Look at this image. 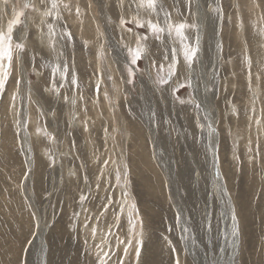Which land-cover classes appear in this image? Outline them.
Wrapping results in <instances>:
<instances>
[{"label": "rangeland", "instance_id": "rangeland-1", "mask_svg": "<svg viewBox=\"0 0 264 264\" xmlns=\"http://www.w3.org/2000/svg\"><path fill=\"white\" fill-rule=\"evenodd\" d=\"M62 1L53 8V0H0V35L12 57L0 61L8 72L0 96V264H39L41 245L47 264H100L104 253L108 264H137L135 240L124 256L129 204L143 221L141 264H264V0H191V11L188 0H156L155 11L147 0H85L89 16L84 0ZM166 19L197 25L184 33L191 45L200 38L191 69L175 32L161 42L148 27L166 28ZM139 37L148 39L132 66ZM174 59L176 75L157 85Z\"/></svg>", "mask_w": 264, "mask_h": 264}, {"label": "snow or ice", "instance_id": "snow-or-ice-1", "mask_svg": "<svg viewBox=\"0 0 264 264\" xmlns=\"http://www.w3.org/2000/svg\"><path fill=\"white\" fill-rule=\"evenodd\" d=\"M5 4H7L8 0H4ZM53 8L56 7V3L55 0H53ZM147 6L152 9L153 11H155L156 9V0H147ZM188 9L189 11H191V0H188ZM216 13H217V20L222 21L223 19V12L222 9L220 8V5L217 4L216 7ZM77 15H80V9L77 8L76 10ZM23 15V13H20L17 15V17L12 20L9 24H8V34H9V38L11 37V33L13 32V26L18 24L20 22V16ZM167 15V14H166ZM126 22L121 19L120 20V24L123 27L124 24ZM137 24L139 27H144L143 23H140L139 21H137ZM165 24H166V28L164 27H160L159 24H153V23H149L148 27L150 28L153 36L156 37V39L161 40V42H163V38H162V34L167 30L169 32V34H171L172 32H175V35L180 39L181 45H182V49H183V57H184V61L187 65L188 69H191L193 66L194 61L197 59V54L199 52L200 49V38H199V34L197 33L196 36V42L195 45H191L187 42V37L184 35L185 30L189 27H193L196 28L197 25H189L187 23H179L177 25H173L171 24L167 19L165 20ZM241 27H243L242 23H241ZM221 28H222V24H221ZM49 32H52V28L51 26H49ZM65 37L67 38L68 41L72 40V36L70 32H65L64 33ZM147 37H139L138 38V46L137 49L135 51H132L131 49L130 54H131V61L130 64L132 66H137L138 65V61L141 58L142 55V48H143V44L141 43V41H145L147 40ZM7 41L5 39V37L3 35H0V61H2L4 58H7L9 61H11V48L10 46L6 47ZM87 42H85L86 44ZM217 53H218V60H221L223 58L222 54H223V44L222 42L218 41L217 42ZM103 54V50H101V55ZM173 56H175V49H173ZM179 63V61L177 59H174L167 67V75L161 77L159 74L157 75L156 81L155 83L159 86H163L165 84H168L169 81L172 79L173 76L176 75V70H177V64ZM251 65H252V61L251 58L247 59V66L249 68V72H248V79H249V83H251ZM163 70V69H162ZM126 71L128 73V83H134L135 82V77H136V71L133 69V67L131 66H126ZM61 76L63 78H66L67 76V67H65L64 71L61 73ZM7 78H8V72H6L4 70V66L2 63H0V96H2L3 91L5 89L6 83H7ZM215 72L213 73V79H215ZM72 84L73 85H77L78 86V81L76 76H73L72 78ZM187 82V86L191 87V82L190 81H186ZM99 84L100 81L97 82V92L99 91ZM184 85H179L178 87L173 89V95L175 96V93L179 90V87H183ZM213 89L216 87L215 84H213L211 86ZM205 90L206 92L209 90L208 85H205ZM58 91V90H57ZM178 100H180L179 97H176ZM15 99V97L13 98ZM186 101L184 100H180V103L183 104ZM187 102H192L194 103V106L197 110H202L201 109V103H195L193 100L187 101ZM233 111H235V109H233ZM43 114V113H41ZM201 128L203 129V126L201 125ZM208 128L211 130L212 126L211 124L208 125ZM208 147L210 149H212V155L214 160L217 158V151L215 150V146L212 143V137H211V133L209 135V142H208ZM248 151L251 153L252 149L251 147H249ZM235 159H239L238 157H234ZM53 164L55 163V160L51 161ZM105 167H107V162H105ZM29 171H31V169L29 168ZM218 178H219V173L217 174ZM101 176H103V172H101ZM116 181L117 184H120L121 181V176L119 173H117V177H116ZM85 182H87V176H85ZM97 187H99V185H97ZM126 187L127 184L125 183L124 188H125V196H127V192H126ZM221 192H224V188L223 186H221L220 188ZM86 199V197H81V203H83V201ZM111 203V199L109 198V200L107 201V203L104 205L103 211L107 212L108 211V204ZM127 203L126 200L121 201V213H123L124 208L123 205ZM103 215V213L101 214ZM137 209L135 204H129V212H128V233H129V239L127 241V243L125 244L124 247V256L127 257L129 250L133 247V241L135 240V257H136V261L137 264H141V250L143 248H145L146 246L144 245L143 242V221L140 219H137ZM75 218V217H74ZM177 218L179 221V213L177 214ZM233 219V226H232V235L234 238L239 236V228H238V221H237V217L236 215L233 213L232 216ZM119 223V216H117L116 218V224L118 225ZM37 228L39 227V221H37ZM87 226V225H85ZM208 230L211 231V225L208 226ZM185 231H187V229H185ZM93 235H95L96 229L93 228L92 229ZM124 243V241H120L118 239L117 241V245L119 246V244ZM170 243V242H169ZM233 247L235 248V244L233 245ZM108 253H104L101 257H100V264H108ZM121 264H123V262H121ZM176 264H179V259L177 258L176 260Z\"/></svg>", "mask_w": 264, "mask_h": 264}, {"label": "bare ground", "instance_id": "bare-ground-1", "mask_svg": "<svg viewBox=\"0 0 264 264\" xmlns=\"http://www.w3.org/2000/svg\"><path fill=\"white\" fill-rule=\"evenodd\" d=\"M60 2L62 1V0H59ZM70 1V0H69ZM69 1H68V3H69ZM80 1V0H79ZM83 0H81V2H82ZM91 1V0H90ZM73 2V1H72ZM80 2V3H81ZM88 2V1H87ZM95 2H96V0H92V3L93 4H95ZM78 3V2H77ZM76 3V4H77ZM83 3V2H82ZM62 4H67V3H63V1H62ZM69 5V4H68ZM81 5V4H80ZM92 5V4H91ZM106 5V4H105ZM84 6V9H82L81 11H83L84 10V12H82V13H86L85 15H88L89 16V14H90V12L91 11H93V9L92 8H90L86 3H85V0H84V5H82V7ZM70 7V6H69ZM75 6H73V4H72V7L71 8H74ZM81 7V6H80ZM81 7V8H82ZM66 8V7H65ZM65 8H62V9H65ZM94 8V7H93ZM80 9V8H79ZM72 11H71V9L70 10H68V8L65 10V13L66 14H68V13H71ZM5 13H6V17H8L7 16V10L5 11ZM83 15V14H82ZM74 16H75V14H74ZM5 17V16H4ZM69 22L65 19L64 21H66L65 23L67 24V22L68 23H70V22H72L73 21V19L71 18V16L69 15ZM85 17H87V16H85ZM67 19H68V17H66ZM79 18V17H78ZM81 18V17H80ZM88 18V17H87ZM7 19H9V18H4L3 20H4V22L7 20ZM89 19V18H88ZM81 20H83V19H81ZM63 20H62V22H64ZM84 21V20H83ZM80 22H82V21H80ZM85 22V21H84ZM75 23H76V20L74 21V25H75ZM86 23V22H85ZM89 23V22H88ZM62 24H64V23H62ZM80 24V23H79ZM78 24V26H84V25H79ZM82 24H83V22H82ZM65 25V24H64ZM90 25H92L93 27H97V26H94V23L93 22H91V24ZM90 25H87V26H89L90 27ZM88 27V28H89ZM80 28V27H79ZM91 28V27H90ZM84 29V28H83ZM82 30V29H81ZM88 30V29H87ZM92 31L94 30L93 28L91 29ZM1 31V30H0ZM89 31H90V29H89ZM88 31V32H89ZM81 32V31H80ZM84 32H86L85 30H84ZM87 32V33H88ZM94 32V31H93ZM81 33H83V32H81ZM89 34H91L90 32H89ZM94 34V33H93ZM23 35H24V33H23V29H17L15 32H14V39L16 40V41H22V39H23ZM87 34H85L84 33V36H86ZM91 36V35H90ZM81 37H83L82 35H81ZM87 37V36H86ZM85 38V37H84ZM89 38V37H88ZM94 48H95V46H94ZM98 48V47H97ZM100 48V47H99ZM96 49V48H95ZM100 50V49H99ZM91 54V53H90ZM69 56H72V55H69ZM121 56H122V58L123 59H125V55H124V53L122 52L121 53ZM179 79V78H178ZM7 80H8V78H7ZM17 87V86H16ZM80 88V87H79ZM14 92V91H13ZM18 92V91H17ZM8 94V93H7ZM15 95V94H14ZM14 98V97H13ZM118 100V99H117ZM16 105V104H15ZM127 105V104H126ZM108 106V105H107ZM131 106V105H130ZM98 107V106H97ZM110 107V106H109ZM108 107V108H109ZM81 109H82V106L80 107ZM16 110V109H15ZM30 110V109H29ZM31 111V110H30ZM114 115H116V114H114ZM117 116V115H116ZM115 116V117H116ZM29 117V116H28ZM34 118V117H33ZM188 122V121H187ZM236 124V123H235ZM26 125V124H25ZM90 126V125H89ZM249 126V125H248ZM116 127V126H115ZM27 133V132H26ZM136 136H137V134H135ZM26 136V135H25ZM29 137V136H28ZM30 138V137H29ZM24 139H26L27 141H28V139H27V136L26 137H24ZM223 147V146H222ZM219 150H220V148H219ZM220 152V151H219ZM219 154H221V153H219ZM219 154H218V156H219ZM156 159V158H155ZM30 160H31V156H30ZM157 161V160H156ZM219 161V160H218ZM34 164H35V161H34ZM219 164H221V163H219ZM145 165H148V163H145ZM263 167V166H262ZM86 170V169H85ZM218 170H219V173H220V176H221V178H222V180L224 179L223 178V176H222V174H221V172H222V170H221V168H219L218 167ZM44 172V171H43ZM86 172V171H85ZM187 174V173H186ZM38 176V175H37ZM262 181V180H261ZM28 204V203H27ZM118 213V212H117ZM227 233H228V231H227ZM43 235V234H42ZM227 240V239H226ZM226 242V241H225ZM50 244V243H49ZM53 244V243H52ZM226 245V244H225ZM176 246V245H175ZM227 246V245H226ZM50 248V247H49ZM47 249H46V246H43V245H41L40 246V252H39V256H40V258H38V261L40 262L39 264H47V261H46V255L48 254L47 252ZM185 260V259H184ZM182 261H183V259H182ZM27 262V261H26ZM86 264V263H85ZM96 264V263H95Z\"/></svg>", "mask_w": 264, "mask_h": 264}]
</instances>
